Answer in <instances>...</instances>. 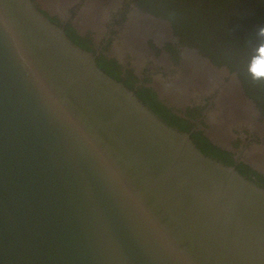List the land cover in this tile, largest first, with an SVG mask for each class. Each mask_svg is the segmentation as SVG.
I'll return each mask as SVG.
<instances>
[{"label":"water","instance_id":"obj_1","mask_svg":"<svg viewBox=\"0 0 264 264\" xmlns=\"http://www.w3.org/2000/svg\"><path fill=\"white\" fill-rule=\"evenodd\" d=\"M0 264H264V188L0 0Z\"/></svg>","mask_w":264,"mask_h":264},{"label":"flooded vegetation","instance_id":"obj_2","mask_svg":"<svg viewBox=\"0 0 264 264\" xmlns=\"http://www.w3.org/2000/svg\"><path fill=\"white\" fill-rule=\"evenodd\" d=\"M33 1L101 69L166 123L188 132L203 153L264 188V84L252 82L249 58L240 56L252 52L255 41L238 48L224 40L228 26L220 24V8L228 4L210 0L185 10L162 0ZM212 11L216 16L207 17ZM195 12L205 14L200 35Z\"/></svg>","mask_w":264,"mask_h":264},{"label":"trees","instance_id":"obj_3","mask_svg":"<svg viewBox=\"0 0 264 264\" xmlns=\"http://www.w3.org/2000/svg\"><path fill=\"white\" fill-rule=\"evenodd\" d=\"M164 3H166L169 7H172L173 9H177L178 6H181L183 9H192L191 3H194V7L197 9L200 6H203L207 1L210 0H162ZM214 3H225L228 4L226 9H221V12H224L222 14V23H220L222 26H228L226 27V37L224 40L228 42H237L238 44L236 47L238 48H245L248 46H245L244 42L246 41H255L254 36L256 31L259 27L264 26V0H212ZM175 4V5H172ZM238 9L237 12L234 13L233 20L228 21L227 18L231 11H234L235 9ZM205 15V14H204ZM202 12H195L196 17V25L200 27V34H203L205 31V23L204 20L201 19L204 17ZM216 16L215 12H211L207 15V17ZM201 17V18H200ZM220 17V18H221ZM190 19V18H189ZM253 23H256L254 27H252ZM198 27H196L198 29ZM246 29H251V31H248L243 34V37H241V34ZM198 32V31H197ZM238 34V35H236ZM231 35L233 36V39L230 38ZM253 46H250L251 49H253ZM247 49V48H246ZM252 52L249 53H241L240 56L245 59L249 58Z\"/></svg>","mask_w":264,"mask_h":264},{"label":"clouds","instance_id":"obj_4","mask_svg":"<svg viewBox=\"0 0 264 264\" xmlns=\"http://www.w3.org/2000/svg\"><path fill=\"white\" fill-rule=\"evenodd\" d=\"M254 40L255 44L247 62L246 72L252 82L264 84V26L258 28Z\"/></svg>","mask_w":264,"mask_h":264},{"label":"rangeland","instance_id":"obj_5","mask_svg":"<svg viewBox=\"0 0 264 264\" xmlns=\"http://www.w3.org/2000/svg\"><path fill=\"white\" fill-rule=\"evenodd\" d=\"M238 9H239V7H238L237 9H235L234 11H231V12H230V14H229V16H228V18H227L228 21H230V20L232 19V17L234 16V13L237 12Z\"/></svg>","mask_w":264,"mask_h":264}]
</instances>
